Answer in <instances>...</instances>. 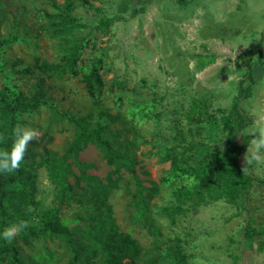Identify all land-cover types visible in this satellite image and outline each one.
<instances>
[{"label":"rangeland","instance_id":"rangeland-1","mask_svg":"<svg viewBox=\"0 0 264 264\" xmlns=\"http://www.w3.org/2000/svg\"><path fill=\"white\" fill-rule=\"evenodd\" d=\"M12 38L0 55V88L33 98L43 93L48 102L16 117L39 132L23 162L36 176L39 210L53 211L67 228L82 227L79 217L89 211L83 190L59 197L42 164L49 151L65 155L75 174L77 162L91 164L87 174L101 180L119 170L122 180L108 204L118 230L139 247L137 264H174V250L185 264H264V162L248 158L253 124L264 123V0L183 6L177 0H0V40ZM73 53L75 76L55 78L37 68L43 62L65 67ZM244 57L253 84L250 97L239 102V120L232 106ZM91 65L103 81L102 105L119 116L115 123L100 118L83 89ZM25 69L30 72L21 75ZM59 113L84 118L85 129L98 130L119 154L133 142L146 211L134 199L126 161L110 167L94 145L76 158L66 154L78 129ZM5 120L0 110V127ZM240 165L249 166L253 182L230 202L219 192L225 180L238 177ZM151 183L158 190L147 201ZM191 187L204 199L195 209L178 194ZM176 207L183 212L173 218L163 212ZM34 215L31 225L38 224ZM247 225L261 233L247 239ZM13 241L27 264H69L71 253L59 238L24 242L19 234ZM79 264L88 263L81 257Z\"/></svg>","mask_w":264,"mask_h":264},{"label":"trees","instance_id":"trees-1","mask_svg":"<svg viewBox=\"0 0 264 264\" xmlns=\"http://www.w3.org/2000/svg\"><path fill=\"white\" fill-rule=\"evenodd\" d=\"M188 1L194 0H177L178 4L182 6ZM11 40L13 38L0 40V55ZM244 58L241 67L243 79L239 83L238 95L232 106V112L239 120L242 119L239 102L250 97L253 84L250 59H248L249 57ZM76 62L77 54L73 53L67 58L65 67L43 62L37 68L55 78H63L67 75L75 76L78 74ZM29 72V69H25L20 71V74H28ZM3 73V68L0 67V75ZM81 82L91 104L97 108L100 118L109 123L117 122L119 116L112 115L99 99L103 81L95 65L89 67ZM41 105H48L43 93H39L37 97L33 98L20 92L10 93L6 86H1L0 110L5 115L6 120L4 126L0 127V150L11 148L14 140L13 129L17 126L16 117L24 113L34 112ZM59 114L78 129V134L70 144L66 154H71L72 157L76 158L77 154L86 149L87 146L94 145L103 153L108 166H114L119 161H126L128 163L126 171L133 177L136 186L134 199L138 200L140 208L146 211L145 199L141 197V182L137 178L134 169L136 160L133 142L126 141L123 145L124 153L119 154L109 141L101 136L98 130L88 131L85 129L84 118H73L65 113ZM239 129L241 133L244 131V127ZM31 157L32 152L28 149L24 161L29 160ZM42 164L46 167L50 181L58 187L59 197L70 198L77 189L84 191L81 195L83 198L81 203L89 207V211L79 217V220L83 222V226L67 228L53 211L38 209L37 203L34 201L36 176L26 169L24 163H22L19 170L10 174H0V234L3 233L5 228L21 220L30 222V218L35 212L34 217L37 218L38 224L31 225L29 223L30 226L20 232L22 241L27 242V238H59L64 241L71 253L69 264H79L81 257H84L88 264H137L140 256L139 247L130 235L118 230L114 223L111 207L108 204L109 194L117 189L122 180L119 170L109 172L101 180L97 176L87 174L91 164L77 162L78 174H75L70 169L71 164L66 162L65 155L55 158L49 151H46ZM171 164L176 167L178 159L173 157ZM248 167L240 165L238 177L225 180L219 192L220 195H224L230 202H234L239 199L240 195L246 193L253 182ZM190 172L193 171L190 169ZM157 190L156 185L151 183V187L146 193L147 201L156 195ZM178 194L179 198L186 201L193 209L204 202L203 195L197 188H182ZM163 212L173 218L175 214H181L183 210L176 207L164 209ZM261 230V228H252L247 225L244 229V236L249 239L260 234ZM173 255L174 264H185V257L178 251L174 250ZM3 260L6 264H27L22 259L19 248L14 241L8 243L0 238V261Z\"/></svg>","mask_w":264,"mask_h":264},{"label":"clouds","instance_id":"clouds-1","mask_svg":"<svg viewBox=\"0 0 264 264\" xmlns=\"http://www.w3.org/2000/svg\"><path fill=\"white\" fill-rule=\"evenodd\" d=\"M251 150L248 153L250 161L264 162V123L254 122L250 133ZM14 140L10 149L0 150V174H10L19 170L24 161L29 144L39 136V132L31 127L17 124L13 129ZM31 210V209H29ZM29 222L21 220L5 228L0 238L11 243L23 230L29 227Z\"/></svg>","mask_w":264,"mask_h":264}]
</instances>
